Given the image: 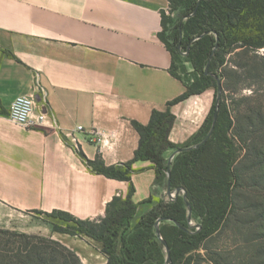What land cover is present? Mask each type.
I'll return each instance as SVG.
<instances>
[{"label":"crops","instance_id":"crops-1","mask_svg":"<svg viewBox=\"0 0 264 264\" xmlns=\"http://www.w3.org/2000/svg\"><path fill=\"white\" fill-rule=\"evenodd\" d=\"M168 6L169 0H0V228L39 233L32 215L53 210L99 219L114 196H126L128 181L95 173L79 154L100 155L106 166L133 159L139 134L132 121L147 124L154 109L185 92L159 38ZM18 95L34 97L44 125L8 118ZM213 100L214 90L206 89L171 105L169 140L187 142ZM92 128L107 134L102 148L90 140ZM132 169L138 217L167 192L155 183L151 161L136 160ZM50 232L81 264L107 262L99 244Z\"/></svg>","mask_w":264,"mask_h":264},{"label":"trees","instance_id":"trees-1","mask_svg":"<svg viewBox=\"0 0 264 264\" xmlns=\"http://www.w3.org/2000/svg\"><path fill=\"white\" fill-rule=\"evenodd\" d=\"M168 9L175 19L162 14L159 38L171 52L173 61L179 48L192 65L194 77L186 82L172 65L170 68L171 74L183 81L185 92L168 101L164 110L154 109L147 124L132 121L139 134L133 159L106 166L100 155L89 160L79 154L95 173L128 181L126 196H114L99 219H79L61 210L51 212L65 222L64 226L52 224L53 231L99 244L107 256L105 264H165L161 240L169 248V264H190L193 253L206 249V242L226 226L234 210L233 193L240 181L236 167L239 155L229 134L233 121L228 104L222 92L217 98L215 76L222 79L232 55L264 48V0H169ZM261 58L264 59V54ZM207 64L209 74L204 73ZM210 88L214 89V100L201 127L184 144L172 143L169 133L175 116L170 106ZM215 110L211 135L195 147L212 127ZM179 148L187 149L175 154L168 164V151ZM136 160L151 161L155 183L165 187L169 168L170 189L181 187L184 193L180 192L173 200L160 199L137 217L139 204L132 200L131 183L132 164ZM187 202L195 225L187 219ZM159 218H163L158 225L161 239L156 234ZM0 264L81 262L73 251L56 240L0 228Z\"/></svg>","mask_w":264,"mask_h":264},{"label":"rangeland","instance_id":"rangeland-1","mask_svg":"<svg viewBox=\"0 0 264 264\" xmlns=\"http://www.w3.org/2000/svg\"><path fill=\"white\" fill-rule=\"evenodd\" d=\"M168 17L175 19L169 9L165 13V18ZM263 54L264 48H260L232 55L223 69L220 94L233 121L229 134L239 155L236 167L240 181L233 193L234 210L226 226L206 242V249L193 253L190 264H247L248 260L250 264H264ZM172 67L185 82L194 77L192 65L179 48ZM36 214L32 216L40 232L33 234L39 238L52 239L49 234L52 224H65L52 213Z\"/></svg>","mask_w":264,"mask_h":264},{"label":"built area","instance_id":"built-area-1","mask_svg":"<svg viewBox=\"0 0 264 264\" xmlns=\"http://www.w3.org/2000/svg\"><path fill=\"white\" fill-rule=\"evenodd\" d=\"M8 118L22 126H41L44 125L46 120V113L43 111H35V100L32 95H18L10 104ZM76 130L81 131L83 127L78 125L76 126ZM89 135L90 140L99 148H102L107 142V134L99 128H92L89 131ZM174 198L175 195L172 191L170 195H167L165 200L169 201Z\"/></svg>","mask_w":264,"mask_h":264},{"label":"water","instance_id":"water-1","mask_svg":"<svg viewBox=\"0 0 264 264\" xmlns=\"http://www.w3.org/2000/svg\"><path fill=\"white\" fill-rule=\"evenodd\" d=\"M216 47H217V44H215V47H214V48H216ZM211 56H212V53L210 54V57H211ZM204 73H205V74H209V72H208V64H207V66H206V68H205ZM215 78H216V80H217V98H218L219 95H220L221 83H220V79H219V77L215 76ZM216 116H217V111L215 110L214 113H213V123H212V127L210 128L209 132H208L207 135L204 137V139H203L201 142H199L198 144H196L195 147L200 146L201 144H203V143L209 138V136L211 135L212 130H213V125H214V123H215ZM185 149H187V148H179V149L174 150V151L170 154V156H169V158H168V164H170V162H171V160H172V158L174 157L175 154H177L178 152H180V151H182V150H185ZM169 173H170V169L168 168V169H167V184H166V192H167V195H170L171 192H172V190L170 189V185H169ZM173 192H174V195H175V197H176L180 192L184 193V190H183L181 187H178V188H176L175 190H173ZM187 206H188L187 219H188L189 222H191V212H190V207H189L188 202H187ZM162 220H163V218H159V219L156 221V234H157V236H159V237H160V232H159V227H158V225H159V223H160ZM160 239H161V237H160ZM161 242H162V244H163V246H164V249H165V252H166V260H165V264H169V263H170L169 248H168V246H167V244H166V242H165L164 240H161Z\"/></svg>","mask_w":264,"mask_h":264}]
</instances>
